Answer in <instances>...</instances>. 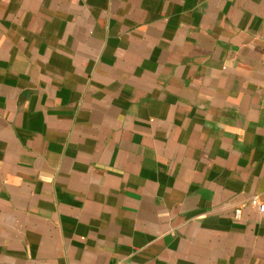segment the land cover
<instances>
[{"label": "crops", "instance_id": "0c3cea01", "mask_svg": "<svg viewBox=\"0 0 264 264\" xmlns=\"http://www.w3.org/2000/svg\"><path fill=\"white\" fill-rule=\"evenodd\" d=\"M255 197L264 0H0V264H264Z\"/></svg>", "mask_w": 264, "mask_h": 264}, {"label": "built area", "instance_id": "2783aa9c", "mask_svg": "<svg viewBox=\"0 0 264 264\" xmlns=\"http://www.w3.org/2000/svg\"><path fill=\"white\" fill-rule=\"evenodd\" d=\"M254 201L259 203V209H260V211H261L262 213H264V203L261 202V201L259 200L258 197H255V198H254ZM242 213H243V208H242V206L237 207V208L235 209V212H234V218H235L236 220H240V219L242 218ZM116 264H123V263L118 262V263H116Z\"/></svg>", "mask_w": 264, "mask_h": 264}]
</instances>
